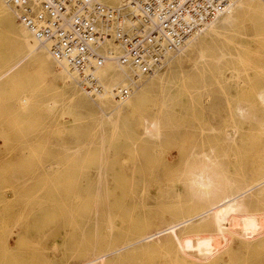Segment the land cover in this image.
<instances>
[{
    "label": "rangeland",
    "instance_id": "1",
    "mask_svg": "<svg viewBox=\"0 0 264 264\" xmlns=\"http://www.w3.org/2000/svg\"><path fill=\"white\" fill-rule=\"evenodd\" d=\"M240 2L120 104L63 83L43 47L23 59L33 37L0 1V76L17 65L0 80V264H264V188L196 218L190 181L264 180V8Z\"/></svg>",
    "mask_w": 264,
    "mask_h": 264
},
{
    "label": "built area",
    "instance_id": "2",
    "mask_svg": "<svg viewBox=\"0 0 264 264\" xmlns=\"http://www.w3.org/2000/svg\"><path fill=\"white\" fill-rule=\"evenodd\" d=\"M0 1L56 62L74 73L78 88L91 100L104 91L98 76L104 62L113 60L126 68L129 86L112 92L117 103L127 100L140 81L156 77L172 56L181 53L233 3L127 0L122 7L113 8L101 0ZM108 43L120 46L122 54L102 52L101 47Z\"/></svg>",
    "mask_w": 264,
    "mask_h": 264
},
{
    "label": "bare ground",
    "instance_id": "3",
    "mask_svg": "<svg viewBox=\"0 0 264 264\" xmlns=\"http://www.w3.org/2000/svg\"><path fill=\"white\" fill-rule=\"evenodd\" d=\"M102 2H103V4H105L106 6H109V7H113V8H120V7H122L125 3H126V1L127 0H121L120 2H119V5H117V6H110V5H107L106 3H104V0H101ZM110 1H113V0H110ZM118 1V0H117ZM249 2L246 4V3H238V5H236L237 7V10H240V9H243V8H245L246 7V5L248 6V7H250V6H252V5H257L258 7H262V8H264V1H262V0H248ZM263 2V3H262ZM3 7H4V5H2ZM1 5H0V10H2L3 9V7H2ZM233 7H234V0H233V3H232V6H231V8L229 9V11L227 12V13H225V14H223L216 22H220V24H222V25H225V26H230L232 23H233V21L235 20V18H236V15H235V9H234V12H232V10H233ZM235 8V7H234ZM260 12V11H259ZM127 13V12H126ZM0 14H1V12H0ZM220 20V21H219ZM125 21H126V23H127V26H126V28L127 29H129L130 28V21L128 20V17H127V15H126V18H125ZM236 21V20H235ZM216 22H214V23H212L211 25H209L207 28H206V30L208 29V30H210V29H212V28H215V24H216ZM214 24V25H213ZM218 25V24H217ZM206 30H204V32L206 31ZM216 31V30H215ZM203 32V33H204ZM29 33V32H28ZM202 33V34H203ZM27 33L25 32V31H23L22 29H19V31H18V36L19 37H21V38H23V39H27L28 37H27V35H26ZM30 34V33H29ZM205 34V33H204ZM31 35V34H30ZM32 36V35H31ZM33 37V36H32ZM199 37V36H198ZM197 37V38H198ZM197 38H195V39H197ZM195 39H193L187 46H186V48L187 47H189L192 43H193V41L195 40ZM28 40V39H27ZM33 40L34 41H32V40H28L27 42H26V46H25V48H18L17 50H18V52H23V53H25V56H24V58L23 59H25V58H28L29 56H32V55H35V54H37V52H39L38 51V46L40 47V48H44L45 50H46V52H47V54L50 56V54L48 53V51H47V48L45 47V46H43V45H41V44H39L38 42H37V40L33 37ZM186 48L181 52V53H183L185 50H186ZM105 49H109V50H105ZM101 50H102V52H104V53H114V55H120V54H122V49H121V47L120 46H117L116 44H113V43H108V44H106V45H103L102 47H101ZM105 51H107V52H105ZM181 53H179V54H177V55H180ZM177 55H175V56H172V58H171V60L168 62V64H167V66L176 58V56ZM51 57V56H50ZM52 58V57H51ZM53 59V58H52ZM54 60V59H53ZM24 61V60H23ZM55 61V60H54ZM56 62V61H55ZM43 63H45L46 64V62H43ZM20 64V63H19ZM18 64V65H19ZM56 64H58V66H59V68H55V75L63 82V83H66L67 82V80H69L68 78H72L73 79V81L75 82V75H74V73L72 72V71H70L69 69H67V67L64 65V64H61V63H58V62H56ZM16 66L17 65H14L13 67H11L10 69H8L6 72H5V74H3L2 76H0V80L2 79V78H4L5 76H7V74L10 72V71H13L15 68H16ZM121 71V73H120V71ZM125 68L124 67H122V66H120V65H117L116 66V62L115 61H113V60H108V61H106V62H104L103 63V65L100 67V69L98 70V76H99V79L105 84V85H107V86H105V87H103V93H102V95L101 96H99L97 99H100V98H103V97H105V100H114L113 99V97H112V92H113V90L115 89V87L117 86V85H123V80H121V81H119V79H120V74H122L123 73V75H125L126 76V78L128 77V80H129V73L130 72H128L127 73V71L126 70H124ZM119 81V82H118ZM69 82V81H68ZM117 83L114 87H111V84L112 83ZM76 83V82H75ZM122 83V84H121ZM66 84H68V83H66ZM77 85V84H76ZM78 86V85H77ZM129 85H127V86H118V88H120V87H128ZM111 87V88H110ZM139 88V84H138V86H137V88H135L134 89V91H133V93L137 90ZM132 93V94H133ZM132 94H131V96H132ZM130 96V97H131ZM129 97V98H130ZM128 98V99H129ZM127 99V100H128ZM24 100V99H23ZM259 100L261 101V103H263L264 104V91L259 95ZM24 102V101H23ZM26 102V101H25ZM125 102H127L126 100L124 101V102H122V103H120V104H125ZM240 110V109H239ZM116 111V112H115ZM113 112H115L116 113V116L119 114V111H117V110H113L110 114H111V116H109L108 117V119H107V122L108 121H111L112 119H114V118H112V114H113ZM102 114V113H101ZM104 115V114H103ZM106 116V115H105ZM104 116H99V119L100 120H102V121H104ZM106 120V119H105ZM234 140V139H233ZM191 183L192 184H194V185H196V187H198L199 189H201V190H203L202 191V194H201V196H200V200L201 201H204V202H207L209 205V208H208V210H203V211H200V212H198V214H197V216H196V218L197 217H201V218H210V217H214V219H218V217H215V216H218V215H225V213L226 212H228V211H231V210H234L235 208H237V207H239L240 205H241V203H243V201L245 200V197L247 196V195H249V194H251L252 193V191H255V190H258V189H262V188H264V180L263 181H261L260 180V182H258V183H253V185H249V186H246L245 188H243V189H241V190H239V191H236V192H234L233 190H231L233 187L231 186L232 184H229V183H227L228 185L226 186L227 188H224V186H222V185H220L219 186V189H218V192L216 193V194H210L208 191H210L211 190V188H212V176L210 175V174H207V173H205L204 171H198V172H196V173H194L193 175H192V177H191ZM205 190V191H204ZM262 191V190H261ZM260 191V192H261ZM263 192H264V189H263ZM194 218V217H193ZM193 218H188V219H186V220H184V221H182V222H180V223H177V224H175V225H173V226H171L170 228H168V229H166L165 231H171V230H174V229H176V228H178V227H181L183 224L184 225H186V223H190L192 220H194ZM211 222V221H210ZM222 222V221H221ZM181 225V226H180ZM224 224L222 223V225L221 226H223ZM219 226H220V223H219ZM160 233V232H159ZM148 241V240H147ZM217 244V243H216ZM218 246V245H217ZM199 248V247H198ZM206 248V247H205ZM125 249V248H124ZM120 250V249H119ZM193 250V249H192ZM202 250V249H201ZM196 251V250H195ZM111 253V252H110ZM204 253V252H203ZM203 253H202V255H203ZM185 254V253H184ZM209 254V253H208ZM215 254H216V250H215ZM215 254H214V256H215ZM193 255V254H192ZM192 255H191V257L190 258H192ZM201 255V254H200ZM188 256V255H187ZM204 256H205V254H204ZM207 257L209 258V255H207ZM213 257V256H212ZM206 260L208 259V258H206V257H204ZM211 258V257H210ZM96 260V259H95ZM198 260H200V259H198ZM206 260H202V262H206ZM211 260V259H210ZM93 261H94V259L93 260H89V261H87L86 262V264H94L93 263ZM193 261V260H192ZM208 262H209V259L207 260ZM208 262H206V263H208ZM206 263H203V264H206ZM82 264H84V263H82ZM201 264V263H200Z\"/></svg>",
    "mask_w": 264,
    "mask_h": 264
}]
</instances>
